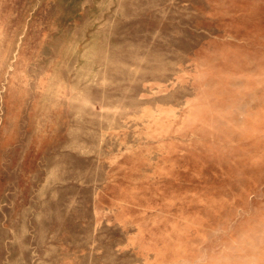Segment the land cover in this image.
I'll use <instances>...</instances> for the list:
<instances>
[{"label": "rangeland", "instance_id": "1", "mask_svg": "<svg viewBox=\"0 0 264 264\" xmlns=\"http://www.w3.org/2000/svg\"><path fill=\"white\" fill-rule=\"evenodd\" d=\"M0 264H264V0H0Z\"/></svg>", "mask_w": 264, "mask_h": 264}]
</instances>
